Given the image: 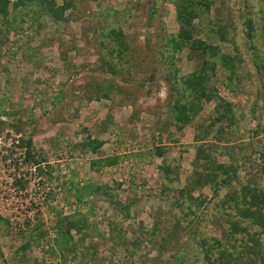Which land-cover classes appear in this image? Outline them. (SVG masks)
<instances>
[{
	"label": "trees",
	"instance_id": "1",
	"mask_svg": "<svg viewBox=\"0 0 264 264\" xmlns=\"http://www.w3.org/2000/svg\"><path fill=\"white\" fill-rule=\"evenodd\" d=\"M144 1L147 4L144 12L147 27H151L152 20L157 18L158 9L163 8L164 12H173L177 30L173 34L162 32L147 36L136 50L122 32V24L132 8L141 6L139 0L131 4V9L125 7L116 11L104 7L91 13L82 11V0H0V71H6V63L14 54L11 55V49H16V43L22 37L25 46L21 58L26 63L35 64V52L39 46L54 44L53 49L57 52L66 47L57 57L61 65H67L65 53L77 52L78 49L72 40L67 45L61 35L71 19H80L84 24L90 23L84 31L86 43L91 41L94 49L95 59L90 68L110 77L97 85L98 90L93 94L96 99L106 98L112 91L121 90L114 78L124 73L125 68H132L129 64L138 55L145 66V70L137 69V66L135 69V74L141 76L139 87L155 79L156 73H163L161 77L167 86L166 106L175 131L193 125L203 106L211 103V118L206 126L197 125L198 130L192 137L195 145L194 166L191 181L184 186L178 184L179 154L169 159L167 146L160 142L152 145L151 155L161 159L157 166L160 183L157 196H170L167 201L171 208V229L162 227V219L154 216L149 229L139 228L135 233L146 242L160 236L159 252H164L166 245L172 242L166 256L173 264H264V0H242L241 5L234 9H229L234 4L233 0H226L225 16L221 12V0ZM215 3H218V8H215L217 14L211 15ZM67 11L71 14L68 15ZM75 11H80V14H75ZM46 20L53 28L49 40L39 36L47 27ZM225 45H231L233 51L222 49ZM183 51L186 52V59L193 61V69L179 76L177 64ZM242 66L250 67V71L247 68L244 74L240 73ZM145 73L148 75L145 76ZM217 73L225 74L224 88L233 93L239 92L240 83L257 79L258 87L253 88L249 95L252 100L241 111L235 102L219 95L213 86ZM126 74L131 77L129 72ZM4 87L5 90L0 91V127L5 126L19 135L15 146L23 156V170L31 168L33 179L36 178L41 185L56 183L45 188V219L42 220L38 213L27 215L33 212L32 207L23 210V223L15 227L16 232L12 236L14 259L3 262L0 252V264H14L15 259H26L29 250L40 247L47 237L50 245L45 252L48 258L56 260L54 264H75L76 259H80L78 264H85L86 256L94 259L96 255L95 247L86 244L94 231L87 217L92 208L87 206L89 197L100 196L103 202L123 217V221L130 219L128 210L135 200L129 204L117 200L120 184L115 182L94 185L90 180L76 181L74 172L67 178V165L61 163L60 156H54L50 151L55 149L54 138L48 139L46 149L34 146L30 128L33 116H18L13 109L5 108L11 100L6 83ZM57 100L58 97L52 96L43 103L42 114L48 119L52 117L46 112L45 105L53 108ZM257 111L260 112L258 116ZM239 115L240 119L251 115V118L257 119L256 125L241 135L246 137L245 143L231 145L216 157V150L207 137L212 132L221 135L232 131ZM84 132L85 137L67 150L66 158L73 157L76 150L82 154H96L101 148L102 141L92 138L87 130ZM245 146H251L252 152L246 155L242 153L241 157L233 155L235 149L243 151ZM222 155H226V162L217 160ZM116 157L91 161L89 173L114 167ZM15 163L16 159L13 158L14 166ZM27 175L30 172L25 171L23 179L13 176V186L25 191L31 181L30 177L26 179ZM203 187L208 189L209 196H192L194 191ZM35 209L38 211V207ZM175 211L177 216L174 215ZM7 224L0 217V227ZM106 230L111 250L121 247L129 259L137 254L139 240L135 234L126 242V232L115 222L107 223ZM126 245L132 251L127 250ZM177 247L180 251L175 252ZM40 262L36 260V264ZM129 264L135 263L130 261Z\"/></svg>",
	"mask_w": 264,
	"mask_h": 264
},
{
	"label": "rangeland",
	"instance_id": "2",
	"mask_svg": "<svg viewBox=\"0 0 264 264\" xmlns=\"http://www.w3.org/2000/svg\"><path fill=\"white\" fill-rule=\"evenodd\" d=\"M137 0H82V11L87 13L102 10L104 7L113 8L119 11L125 7L132 6ZM242 0H233L234 4L229 9L238 8ZM141 6L129 11V15L125 17L122 24V32L126 38L132 41L134 48H137L147 36H153L156 33L173 34L177 27L173 19L171 10L164 12L163 8L158 9L157 18L152 20L151 27H147L144 12L146 5L144 0H139ZM222 7L223 16L227 12L226 0L219 2ZM215 3L211 10V15L217 14ZM80 14V11L75 14ZM67 14H71L67 11ZM162 16V17H161ZM73 18V17H72ZM74 22H73V21ZM112 20V19H109ZM45 30L41 31L39 36L49 40L51 38L52 27L48 20L45 22ZM90 23L84 24L80 19H71L65 26V33L61 38L68 43L74 41L77 52H66L67 65H61L57 54L63 52L66 47H62L61 51H55L54 44L41 45L35 52V64L26 63L21 58L23 56V47L25 40L19 38L16 43V49H11L9 61L6 63V71H0V91L6 89L8 91L11 102L4 107L13 109L16 115L33 116V122L30 124L32 130L33 144L37 149H46L49 138H54L55 149H50L54 156H60L61 163L67 165L68 171L66 177L70 178L72 172L77 175L76 181L80 179L90 180L94 185H103L111 182L120 184L117 191V200L123 204H129L131 200H135L133 206L128 210L130 219L123 221V217L115 212L113 208L107 205L100 196H90L87 203L88 207H92L88 213L91 225L94 231L92 237L86 240V244H92L95 247L96 255L94 259L84 258L85 264H129L130 261L135 264H173L168 261V250L172 246V242L166 245L163 252H159L158 246L160 242L155 237L154 241L146 242L144 238L136 234L139 228L149 229L154 216L162 219L161 225L167 229H171V208L168 205L170 196L164 197L158 195L159 180L157 166L161 159L151 155L153 144L160 142L169 148L168 158H172L179 154L177 177L179 186H184L187 181H191V172L193 169V156L195 145L192 141L197 125L206 126L212 115V104L203 106L202 111L194 119L193 125L186 126L180 131H175L170 123V111L167 109V86L162 80L163 73H156L155 79L149 81L143 87L138 85L141 83V76L135 74L137 69L145 70L144 63L140 61L139 56L134 57V61L129 64V70L115 77L114 81L121 86L119 92L112 91L106 98L100 97L96 99L93 94L98 90V84L109 80L108 74H101L90 68L94 62V49L92 42L86 43L85 30ZM162 26V30L161 27ZM50 43V42H49ZM36 44V43H35ZM46 44V43H45ZM222 49L233 51L231 45H225ZM177 67L179 76L190 73L193 69V61L186 59V52L183 51L179 58ZM66 65V66H65ZM134 66V67H133ZM248 67L242 66L240 73L244 74ZM250 71V67L248 68ZM126 72H129V77ZM148 73H145L147 76ZM225 74L217 73L214 81V87L219 95L225 99L235 102L240 111L245 108L250 100V93L253 88L258 87L257 79L248 80L246 83H240L239 92L226 91L224 88L223 77ZM61 82H63L61 84ZM97 86V88H96ZM148 90V92H146ZM56 96L58 100L56 106L50 108L46 104V112L52 119H48L42 114L43 103L48 98ZM260 110V109H258ZM260 112L257 111L258 116ZM255 115V116H256ZM238 120L235 127L227 134L214 135L213 132L207 137L213 149L216 150L215 156L219 157L220 152L227 151L231 145L239 146L241 142L246 141V137H241L247 130L253 128L257 119L251 118V115L237 116ZM5 120V119H3ZM241 120V121H240ZM104 128V130H103ZM1 129H8L2 126ZM92 138H96L103 142L101 148L96 154L80 153L78 150L73 152V157H67V150L78 144L84 137L85 132ZM46 146V147H45ZM174 146L176 149H174ZM253 148V147H252ZM234 152L235 157H241L243 154L251 153V146H245V150ZM109 156H117V164L114 167L102 168L97 172L89 173V163L97 158ZM256 156V155H254ZM54 159V158H53ZM218 161L226 162V155L217 158ZM21 173L25 174V171ZM7 173H3L0 168V212L6 218H10L15 225L21 226L23 223L24 209L33 208L32 213L40 214L39 217L45 219V205L43 195L45 188L52 187V184L42 185L37 183L33 174L25 176L29 179V188L26 191L15 189L11 186V193H7L4 177ZM131 181L132 183H129ZM17 188V187H16ZM19 191V193H18ZM202 194L209 196L210 192L206 187L199 188L192 193V196ZM162 197V198H161ZM3 200L9 202L4 205ZM31 202V203H30ZM32 204V205H30ZM38 207V211L35 207ZM174 215L178 213L175 211ZM154 219V220H153ZM115 222L126 232V242L135 234L138 237L137 254L133 257H127L123 248L111 250V243L107 241V223ZM6 226L0 227V252L3 255V262H9L14 259L12 254L14 248L13 235L16 230ZM210 227H208L209 229ZM207 229V228H206ZM215 234V231L213 232ZM185 235V234H184ZM218 236V232L216 231ZM161 236H165L161 235ZM186 240V238H185ZM50 245L48 237L44 239L40 247H33L27 253V258L20 261L15 259L14 264H36V260H40L39 264H54V258H48L45 252ZM127 250L132 251L129 245ZM180 251L177 247L175 252ZM167 253V254H166ZM80 259H76L78 264Z\"/></svg>",
	"mask_w": 264,
	"mask_h": 264
},
{
	"label": "built area",
	"instance_id": "3",
	"mask_svg": "<svg viewBox=\"0 0 264 264\" xmlns=\"http://www.w3.org/2000/svg\"><path fill=\"white\" fill-rule=\"evenodd\" d=\"M19 137L18 134H14L11 129H1L0 127V168H2L3 173H7L6 178L4 177V182L7 186L6 192L11 193L13 186V176L16 177L17 179L21 178L23 179V173L22 171L26 172H33L31 168L29 169H24L23 170V156L21 155V151L18 147L15 145L17 143V138ZM16 159L15 166L12 164V159ZM14 167L17 168V170H14ZM15 189H17L15 186H13ZM29 186L27 187V189ZM26 189V190H27ZM25 190V191H26ZM19 193V191H18ZM2 200V197L0 196V201ZM4 205L8 203V200H3ZM0 217L4 220L7 221L8 225L10 226L9 228L15 230V227L18 225H15L14 222L10 218H6L3 213L0 212Z\"/></svg>",
	"mask_w": 264,
	"mask_h": 264
}]
</instances>
